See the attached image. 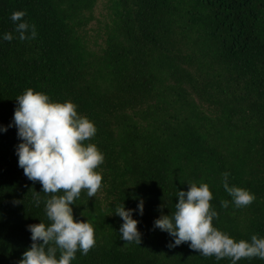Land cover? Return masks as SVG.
I'll return each instance as SVG.
<instances>
[{"label":"trees","instance_id":"obj_1","mask_svg":"<svg viewBox=\"0 0 264 264\" xmlns=\"http://www.w3.org/2000/svg\"><path fill=\"white\" fill-rule=\"evenodd\" d=\"M98 1L0 0V126L12 123L29 88L71 101L94 123L85 143L104 155L102 186L91 198L82 190L72 206L75 219L92 223L96 243L71 264H231L188 243L169 248L172 238L154 221L175 211L177 191L206 183L214 227L236 241L264 237V0H105L110 21L92 49L87 27ZM15 11L35 25L34 39L18 38ZM21 142L14 126L0 132V264H18L30 248L28 225L50 223L48 196L39 207L33 201L42 185L18 166ZM224 172L229 186L255 195L252 204L231 202ZM140 199L141 243L126 244L114 211L137 209Z\"/></svg>","mask_w":264,"mask_h":264},{"label":"clouds","instance_id":"obj_2","mask_svg":"<svg viewBox=\"0 0 264 264\" xmlns=\"http://www.w3.org/2000/svg\"><path fill=\"white\" fill-rule=\"evenodd\" d=\"M25 15L24 11H15L10 17L21 41L37 35L35 25L23 20ZM29 30L31 35L27 36ZM2 39L10 42L13 35L5 33ZM15 101L13 121L8 127H16L22 141L15 149L18 166L28 180L42 185L41 192L33 190V201L39 207L41 193L48 196L43 203L50 222L27 226L32 244L18 264H71L77 252L87 255L96 243L92 223L75 219L72 205L82 190L91 198L102 186V174L96 169L103 163L104 155L95 144L85 143L95 136L97 129L87 117L78 114L71 101L53 102L48 95L31 88ZM8 127L0 126V132H7ZM229 176V172L222 173L223 188L231 202L238 208L252 204L255 195L229 186ZM177 197L175 211L161 214L154 221V228L172 238L169 248L188 243L200 255H214L217 260L229 258L231 264L242 258L264 260V237L252 235L250 241H236L213 226L218 213L210 204L213 196L208 184L190 183L187 191H177ZM221 206L227 208L229 201H221ZM143 211L142 199L137 209L126 210L124 203L115 208V215L123 221L120 239L126 244L141 243L139 221L133 219V213L142 216Z\"/></svg>","mask_w":264,"mask_h":264},{"label":"rangeland","instance_id":"obj_3","mask_svg":"<svg viewBox=\"0 0 264 264\" xmlns=\"http://www.w3.org/2000/svg\"><path fill=\"white\" fill-rule=\"evenodd\" d=\"M94 19L87 27V36L92 49H98L103 44L105 26L109 23V11L105 0H100L94 7Z\"/></svg>","mask_w":264,"mask_h":264}]
</instances>
